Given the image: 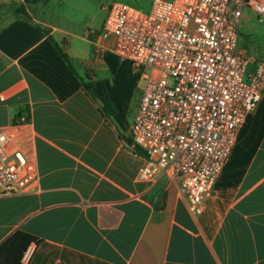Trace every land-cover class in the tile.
Here are the masks:
<instances>
[{
	"label": "crops",
	"instance_id": "obj_1",
	"mask_svg": "<svg viewBox=\"0 0 264 264\" xmlns=\"http://www.w3.org/2000/svg\"><path fill=\"white\" fill-rule=\"evenodd\" d=\"M27 1L0 0V129L28 119L37 181L0 195V246L35 238L20 264H264V84L195 215L178 178H138L141 82L100 37L105 19L73 0Z\"/></svg>",
	"mask_w": 264,
	"mask_h": 264
},
{
	"label": "built area",
	"instance_id": "obj_2",
	"mask_svg": "<svg viewBox=\"0 0 264 264\" xmlns=\"http://www.w3.org/2000/svg\"><path fill=\"white\" fill-rule=\"evenodd\" d=\"M245 7L264 22L260 0H153L148 13L121 3L104 7L100 37L113 40V53L143 83L130 129L133 146L145 155L138 178H178L195 215L261 99L264 60L237 48ZM28 125L18 117L0 129V195L29 192L37 181L24 144ZM27 257L26 250L21 261Z\"/></svg>",
	"mask_w": 264,
	"mask_h": 264
},
{
	"label": "rangeland",
	"instance_id": "obj_3",
	"mask_svg": "<svg viewBox=\"0 0 264 264\" xmlns=\"http://www.w3.org/2000/svg\"><path fill=\"white\" fill-rule=\"evenodd\" d=\"M84 11V17L98 14L99 18L105 19L109 7L113 3H121L130 6L142 13H148L153 0H73ZM171 1V0H165ZM238 50L245 51L247 55L255 59H263L264 55V22H258L256 14L248 7L243 8L239 24V35L237 42ZM253 66L248 67V72ZM141 87L143 83L141 82Z\"/></svg>",
	"mask_w": 264,
	"mask_h": 264
},
{
	"label": "trees",
	"instance_id": "obj_4",
	"mask_svg": "<svg viewBox=\"0 0 264 264\" xmlns=\"http://www.w3.org/2000/svg\"><path fill=\"white\" fill-rule=\"evenodd\" d=\"M44 1H46V0L27 1L26 5L41 3ZM13 13L15 16H19V17H22V18L27 19V20L30 19L26 9L22 5L16 6L13 10ZM36 28L38 30H40L42 33L46 34V30H44L40 27H36ZM49 40H51V39H49ZM57 50H58V54L60 55V57L66 63L68 68L72 71V69L69 65V61L67 59V56L62 51H60L59 49H57ZM85 88L89 91L91 88V85L87 84L85 86ZM31 243H36V239L33 237H30L29 235L24 234L22 232L14 233L10 238H8L0 246V264H20L23 253L26 251V249L28 248V246Z\"/></svg>",
	"mask_w": 264,
	"mask_h": 264
}]
</instances>
